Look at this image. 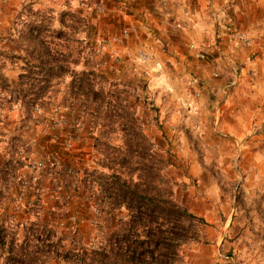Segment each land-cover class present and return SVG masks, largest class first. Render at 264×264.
Segmentation results:
<instances>
[{"label": "rangeland", "instance_id": "1", "mask_svg": "<svg viewBox=\"0 0 264 264\" xmlns=\"http://www.w3.org/2000/svg\"><path fill=\"white\" fill-rule=\"evenodd\" d=\"M161 1L0 0V264H96L98 253L113 254V233L128 212L106 215L105 178L135 183L143 174L137 163L150 165L153 156L163 161L159 190L202 220L181 223L189 240L174 264H219L218 253L228 257L222 264H264V0H201L200 37L190 43L204 60L168 51L153 25L162 22ZM23 6L47 13L54 29L70 23L64 12L79 18L78 33L67 36L78 43L62 53L76 47L74 70L97 73L100 97L70 96L68 74L51 77L38 101L15 100L34 47L15 26ZM131 26L127 38L112 41ZM235 31L251 45H239ZM122 160L128 164H113ZM216 239L217 261H202ZM50 249L62 259H42Z\"/></svg>", "mask_w": 264, "mask_h": 264}, {"label": "trees", "instance_id": "2", "mask_svg": "<svg viewBox=\"0 0 264 264\" xmlns=\"http://www.w3.org/2000/svg\"><path fill=\"white\" fill-rule=\"evenodd\" d=\"M24 13H28L30 18L21 19ZM63 14L72 17L70 23L61 20V28L54 29L52 17L47 16V13L37 9L33 11L24 6L18 13L15 26L20 27L19 38L34 47L28 55L32 61L27 60L26 68L19 75V90H17V97L14 96L16 101L28 100L29 103L46 97L52 88L50 78L55 77L58 80L68 74L72 78L68 85L70 96L74 97L78 94V96L86 97L87 100L101 96V91L94 89L93 82L98 76L97 73L92 69L80 73L74 70L78 65V58L75 57V53L73 55L76 47L72 46L73 50H69L70 53L67 55L62 53L63 49H70V44L78 43L77 39H69L67 36L75 37L79 31L74 26L79 18L75 19L69 12ZM40 75L46 78L35 79L34 76ZM22 78L26 81H22ZM135 137H140L147 143L141 132L135 133ZM140 149L146 150L145 147ZM113 164L123 167L128 164V161L122 160ZM162 164L163 161L155 156L152 157L150 165L138 162L135 170L143 174L137 177L135 183L116 174L106 176L105 179L109 180V186L106 189L108 206L106 215L111 220H115L117 210L124 209L128 214L118 219L120 229L117 233H113L115 240V247L111 249L113 254L98 253L100 255L97 260L91 259L96 261V264H174L177 261L176 252L189 240L187 230L181 223L183 220L188 223L193 220L202 223V220L199 221V218L196 220L193 214L178 205L168 194L159 190L165 183L164 178L159 174ZM104 167L112 169V167ZM164 224L169 227L164 229ZM182 230L185 235L181 232ZM13 245L12 242L11 249ZM161 250L166 253L156 255ZM80 261L81 264L84 263V259Z\"/></svg>", "mask_w": 264, "mask_h": 264}, {"label": "crops", "instance_id": "3", "mask_svg": "<svg viewBox=\"0 0 264 264\" xmlns=\"http://www.w3.org/2000/svg\"><path fill=\"white\" fill-rule=\"evenodd\" d=\"M163 2L165 3L166 7L163 8V12L159 13L162 22L159 27L154 22L153 25L157 28L162 29V33H160V35L165 46L167 47L168 51H172L176 54L178 53L180 57L183 55V53H188L189 55L194 54V52L191 53L192 51L190 52L187 49V45L190 44L191 41H193L192 38L200 37V27L198 25V10H200L201 0H169L168 3L162 0L161 5ZM189 6L193 9V16H190L188 14L187 9L189 8ZM152 20L155 21V18L151 19V21ZM175 23H180L178 28L174 26ZM231 125V127L234 126L232 123ZM242 127L243 129H247L248 125L246 124ZM228 128L230 130V127ZM222 245V240L218 239H216V241H213L211 245H206L208 246L207 250H209V252L205 254V256L202 255V253L200 257L201 260L216 262V254L219 251L220 246ZM11 250L12 249L10 248L9 251ZM222 263H224V261L219 262V264Z\"/></svg>", "mask_w": 264, "mask_h": 264}, {"label": "built area", "instance_id": "4", "mask_svg": "<svg viewBox=\"0 0 264 264\" xmlns=\"http://www.w3.org/2000/svg\"><path fill=\"white\" fill-rule=\"evenodd\" d=\"M162 5H165V3L163 2ZM97 8H98L99 11L102 12L104 10V3L102 1H100L99 2V5L97 6ZM174 26L175 27H178L179 24L178 23H175ZM133 31H135V28L133 26H131V27H125V28L122 29L120 35L115 36V37L112 38V41L113 42H119L121 39L127 38ZM233 37H234V40L239 45H241L242 47H249L251 45L250 38L245 33H243V32L235 31L234 34H233ZM188 48L191 51L195 52V55H196V58L197 59H199V60H204L205 59V53L203 51L199 50L198 47L194 43H190L188 45ZM141 57H143V55H141ZM212 75L214 77H216L218 74L216 72H213ZM234 84H235V76H234V79L227 85V87L233 86ZM196 96H200V93L197 92L196 93ZM215 120L218 121L217 117H216ZM70 145H71L70 143H67V146L68 147H70ZM54 160H56V158H54ZM56 162H57V160H56ZM79 173L81 174L82 178L85 179L86 184L90 185V184H93L94 183V181L90 178V176L88 174L84 173L83 170L79 169ZM40 241L46 242L47 240L46 239H43V240H40ZM26 243H28V242H26ZM13 244H15V243H13ZM0 245L1 246H5L6 245V243L4 242V239L2 237H0ZM29 246L30 245L27 246V249L29 248ZM50 250L44 252V254L42 256L44 258H42V257L41 258L42 259H48V258H51V257L54 256V257L58 258L59 260L62 259L61 258V255L59 253H57V251L54 252L52 249H50ZM218 259L221 260V261L227 262L228 257L225 254L218 253Z\"/></svg>", "mask_w": 264, "mask_h": 264}]
</instances>
